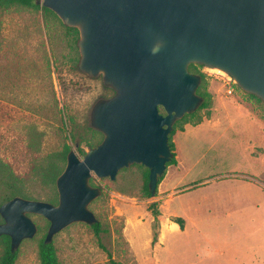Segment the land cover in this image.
Segmentation results:
<instances>
[{
  "label": "rangeland",
  "instance_id": "374dc122",
  "mask_svg": "<svg viewBox=\"0 0 264 264\" xmlns=\"http://www.w3.org/2000/svg\"><path fill=\"white\" fill-rule=\"evenodd\" d=\"M72 45L56 19L44 22L40 12L23 6L0 11V157L28 180L31 199L57 197L55 183L42 185L34 176L35 163L65 144L81 158L79 148L86 152L88 142L95 145L102 139L99 131L93 132L90 112L97 99L114 91L103 84L101 75L90 77L78 70L79 52ZM188 70L204 74L199 85L208 91L210 107L192 118L201 116L200 125L183 123L184 132L177 127L172 135L178 166L171 182L178 188L196 187L175 196L170 208L176 209L182 199H241L242 214L228 216L223 200L216 201V211L206 214L200 225L203 234L189 227L188 234L172 235L166 249L153 250L152 235L167 217L164 195L157 184L155 194L146 197L145 167L131 164L114 180L90 177L89 183L101 189L88 205L100 231L96 236L91 224L73 222L54 234L60 264H191L204 248L227 250L226 241L240 249L255 244L256 237L248 231L256 225L264 232V105L227 73L200 64H190ZM228 77L233 81L228 82ZM32 127L41 132L37 151L26 148ZM153 203L159 212L156 229ZM29 216L37 230L20 242L15 264H39L38 241L49 224L42 216ZM237 229L246 232L236 240ZM226 258L221 253L211 261L225 264Z\"/></svg>",
  "mask_w": 264,
  "mask_h": 264
},
{
  "label": "water",
  "instance_id": "95a60500",
  "mask_svg": "<svg viewBox=\"0 0 264 264\" xmlns=\"http://www.w3.org/2000/svg\"><path fill=\"white\" fill-rule=\"evenodd\" d=\"M35 2L78 29V70L101 75L114 93L93 104L90 125L103 138L81 158L68 152L55 181L56 204L16 195L0 205V236H9L12 252L36 233L29 214L49 222L45 243L73 222L97 223L88 205L101 189L89 183L92 175L114 180L140 164L155 194L173 156L168 135L175 121L203 101L190 64L223 70L264 105V0Z\"/></svg>",
  "mask_w": 264,
  "mask_h": 264
},
{
  "label": "trees",
  "instance_id": "16d2710c",
  "mask_svg": "<svg viewBox=\"0 0 264 264\" xmlns=\"http://www.w3.org/2000/svg\"><path fill=\"white\" fill-rule=\"evenodd\" d=\"M13 6H23V7L31 8L35 12H40V15L42 19L44 20V22H47V20L51 18L58 20L60 22V25L64 29V36H66L67 38L71 40V42L73 43L72 47H74V45L77 47V40L79 38L78 29L75 27L64 25L62 21L58 18V16L49 8L36 3L35 0H0V11H5ZM200 75L203 78L204 74L200 73ZM202 88L203 86L199 85L196 90L197 94L205 98L200 104V106L194 112L184 114L180 119L176 120L171 132L168 135V144H169L170 150L173 153V156L170 159V161L166 164V166L177 163L176 158H175V152H174L175 145L172 139V135L175 133L176 128L178 127V130L182 131L184 129L182 125L183 123H189L191 125H196L200 123L202 121L201 116H197L195 120H192V118L196 116L197 111L200 109L206 108L207 110H209L210 104L208 103V100H206V97L209 96V93L208 91ZM249 95L251 97L256 98L258 101L260 100L259 98H257L256 96L252 94H249ZM160 111L163 113L162 109H160ZM206 115L207 116L209 115L208 111L206 112ZM95 130H93V132L97 133L98 130L96 131ZM40 136H41V132L34 129V127L30 128L28 131L26 148L30 151H37L39 148ZM102 138H103V135H102ZM101 140H99L98 143ZM95 145L88 142V147H93ZM70 150L71 149L69 148V146L65 144L61 151L57 153L56 152L51 153L47 155V157L44 158L41 162L37 164L35 163V167H33L34 176L38 179L39 183H41L42 185L55 183L56 178L62 172L65 166L66 156ZM78 150L82 153V156H83L85 151L82 148H79ZM163 175L158 178V184L161 181ZM26 182H28V180L18 175L14 171L10 163L5 161L2 157H0V205L3 202L11 199L12 197L16 195L31 199L33 196H31V193L28 192L27 187L25 185ZM142 189L146 197L151 196L148 190V169L146 167L144 168V172H143ZM119 192L123 193L120 190ZM37 196H40V195L38 194ZM45 199H47L48 202L56 204L58 201V194H57V197L56 195L51 196V197L47 196ZM150 208L152 211L153 222H155L153 223V228L156 229V227H158L157 216L159 212L154 207V203L151 204ZM171 220L176 222L179 225L180 229L183 228L184 220L182 217H176V216L171 217ZM2 221L3 220L0 216V223ZM47 224H49V222ZM91 227L94 231V234L98 236V233L100 231L99 222L93 223ZM44 238H45V235L42 236L38 241L39 264H60L53 242L51 241L49 243H45ZM156 240H157V232L154 231L152 235L151 243L152 244L155 243ZM99 245L104 249L101 243H99ZM0 247H1L0 264H15V261L17 259L18 250L16 249L13 252L10 250L9 236L7 235L0 236Z\"/></svg>",
  "mask_w": 264,
  "mask_h": 264
},
{
  "label": "crops",
  "instance_id": "0c3cea01",
  "mask_svg": "<svg viewBox=\"0 0 264 264\" xmlns=\"http://www.w3.org/2000/svg\"><path fill=\"white\" fill-rule=\"evenodd\" d=\"M202 121L196 125H200ZM195 125V126H196ZM186 127H184L185 129ZM183 129V130H184ZM182 130V131H183ZM184 132V131H183ZM174 142V140H173ZM175 144V143H174ZM250 148V146H249ZM248 151L247 149H245ZM175 152V148H174ZM257 157V156H256ZM175 158L177 161L176 153ZM262 158V157H261ZM178 161L176 164L168 165L165 169L164 175L159 182V189L163 193V209L164 215L167 216L164 220H161L159 226V232L157 233V240L155 244L151 246L153 250L158 248L165 247L166 244L170 245L172 235H184L188 234V228H192L194 232H199L203 234L204 232L200 228L204 219L208 217L209 212H215V203L216 201L223 200L224 206L222 207L224 211L227 213L228 216H231L234 212L242 214L241 209V199H182L181 203L176 206V209L172 210L170 208V203L172 202L173 198L180 194H185L189 190L194 189L195 187L183 186L182 188L176 187V183H172L171 179L173 176V168H177ZM159 191V192H160ZM232 204H237V206H232ZM213 205V206H212ZM206 215V216H205ZM182 217L184 220L183 228L180 229L179 225L171 220V217ZM262 224V222H261ZM246 232L241 229H237L234 231L233 235H235V239L242 233ZM250 235H254L256 237V243L252 244V242L240 249L239 247L235 246L234 242H227L224 243L225 246H229L228 249L218 250V248H214L213 250H209L208 248H204L201 253L197 256L200 257L199 260H193L190 262L191 264H221L212 262L211 259L214 258L216 255L223 253V256L227 255L225 259V264H264V232L261 227L257 225L255 228L250 229L248 231ZM167 245V247H168Z\"/></svg>",
  "mask_w": 264,
  "mask_h": 264
},
{
  "label": "bare ground",
  "instance_id": "6f19581e",
  "mask_svg": "<svg viewBox=\"0 0 264 264\" xmlns=\"http://www.w3.org/2000/svg\"><path fill=\"white\" fill-rule=\"evenodd\" d=\"M211 70L214 72L220 73V74H226V72H224L223 70L217 69V68H211Z\"/></svg>",
  "mask_w": 264,
  "mask_h": 264
},
{
  "label": "built area",
  "instance_id": "2783aa9c",
  "mask_svg": "<svg viewBox=\"0 0 264 264\" xmlns=\"http://www.w3.org/2000/svg\"><path fill=\"white\" fill-rule=\"evenodd\" d=\"M230 80L233 81L230 77H228V82H229ZM227 91L230 93V90H227Z\"/></svg>",
  "mask_w": 264,
  "mask_h": 264
},
{
  "label": "clouds",
  "instance_id": "9594fccd",
  "mask_svg": "<svg viewBox=\"0 0 264 264\" xmlns=\"http://www.w3.org/2000/svg\"><path fill=\"white\" fill-rule=\"evenodd\" d=\"M155 51V50H154Z\"/></svg>",
  "mask_w": 264,
  "mask_h": 264
}]
</instances>
